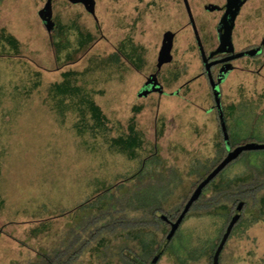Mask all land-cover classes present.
Masks as SVG:
<instances>
[{"label": "rangeland", "instance_id": "374dc122", "mask_svg": "<svg viewBox=\"0 0 264 264\" xmlns=\"http://www.w3.org/2000/svg\"><path fill=\"white\" fill-rule=\"evenodd\" d=\"M148 1L94 0L89 13L52 0L47 32L38 17L45 0H0V264L40 255L53 264H126V256L147 264L167 230L158 215L182 207L222 158L185 14L176 2ZM193 6L199 30L196 17L214 15L196 16ZM237 26L238 51L264 39V0L246 4ZM167 30L174 43L160 63ZM233 65L219 83L229 143L264 145V54ZM240 199L218 264H264V149L221 171L157 264H212Z\"/></svg>", "mask_w": 264, "mask_h": 264}, {"label": "flooded vegetation", "instance_id": "af4514ba", "mask_svg": "<svg viewBox=\"0 0 264 264\" xmlns=\"http://www.w3.org/2000/svg\"><path fill=\"white\" fill-rule=\"evenodd\" d=\"M170 1L176 2V4L181 6V10H182L181 14L182 15L183 13L185 14L186 19L184 23L185 26L183 27V29L185 27H188L191 30L194 48L196 50L197 58L201 62L202 67L204 66L202 63L201 53H203L204 57L207 59V63H215L209 69L210 74L215 82L219 81L220 83L221 81H223L225 76L230 71V69L234 68L233 63L236 59L225 61L231 56L237 53L258 49V48L260 49V53L254 57L257 56L260 57L264 54V39H260V42L258 44H253L244 47L239 51L235 48V43H236L235 40L237 33L236 30L238 29L237 20L241 18V13L243 12V8L246 6V4L251 3L252 0H201L200 2L201 4L198 3L200 4V8L196 7L195 4L197 1L195 2V0H170ZM191 1H193V5H194L193 8L195 11L194 13L196 16H197V11L200 12V9L202 12L206 14L214 15L213 18H211L212 20H208V21H201V19H199V16L196 17L198 18L197 24L199 25V30L196 28L195 20L193 19V14L190 8ZM148 2H151V0H149ZM80 5L81 7H83L82 4ZM94 7H95V2H94ZM209 8H212V10H209ZM256 9L257 8L253 9L252 11L256 12ZM168 31L169 30H167L161 38L162 40L159 47V56L161 61L168 59V56H170L171 54V51L169 50L168 47L169 45L173 46L174 43L175 33L170 32L168 33V35H166ZM226 34H228L229 36V41H227L225 37ZM169 38L172 39L171 42H169ZM249 58H253V57H249ZM202 74L206 75L205 69ZM146 82H148V89L150 91L151 90L153 91V89L157 87L156 85L152 87L149 84V82L154 83V80H152L149 77L146 79ZM239 203L243 204L242 206L243 209L245 203L243 201H239L238 203H236V206ZM235 208L232 216L235 214ZM242 209L240 212V217H241ZM162 217L163 216L161 214L158 215V218H160L166 225L170 226L171 221L167 219L163 220ZM185 218H186V214L183 220H185ZM188 261H192V260L188 258ZM179 262L180 264H186V261H182V262L179 261Z\"/></svg>", "mask_w": 264, "mask_h": 264}, {"label": "water", "instance_id": "95a60500", "mask_svg": "<svg viewBox=\"0 0 264 264\" xmlns=\"http://www.w3.org/2000/svg\"><path fill=\"white\" fill-rule=\"evenodd\" d=\"M68 1H70L71 3H80L83 5L84 9L87 12L93 13V10H94V1L93 0H68ZM51 2H52V0H45L43 7L38 11V17H39L42 25L44 26V28L46 29L47 32H50V28H51V23H50L51 22ZM209 10H212V8H209ZM225 37H226L227 41H229L228 34H226ZM197 41H198V39H197ZM168 51H167V54H168ZM259 53H260L259 48L253 49V50L237 53L225 61L238 59V58H241L244 56L254 57V56L258 55ZM201 55H202V63H203V66H204V69H205V72H206V75H207V78L209 81L210 89L212 92L214 107L216 108V111L218 114V120H219V126H220V130H221V134H222V140H223L224 148H225L227 154L222 159V161L204 178L203 181H201L199 183V185L196 187V189L192 192V194L190 195L189 199L185 203V205H184L181 213L179 214L178 218L176 219V221L172 222V223L170 222V229H169L167 235L165 236V238L162 241L159 249L157 250L156 254L154 255V257L152 258V260L150 261L149 264H156L160 254L162 253V251L164 250V248L166 247V245L168 244V242L172 238L173 234L176 232L178 226L180 225L182 219L184 218L185 214L187 213V211L189 210L191 205L199 197L202 189L212 179H214L217 176V174L219 172H221L229 163H231V161H233L235 158H237L239 156V154H241L242 152L264 149V145H257V144H246V145H242V146L236 147L234 149H231L230 143H229V137H228V133H227L226 125H225V120H224V116H223L222 108H221V102H220L221 93H220V89H219V81L215 82L214 79L212 78L211 74H210V71H209L210 67L212 65H214L215 63H207V59L204 57L203 53H201ZM168 59H169V56H168ZM168 59L163 60V61H161L159 59V61H160V63H164V62H167ZM149 84L152 85L151 82H149ZM147 85H148V82H147ZM155 90L159 91V88L155 87ZM242 206H243L242 203H239L236 206L235 214L230 219V221H229V223L225 229V232L222 235V238H221L220 242L218 243V245H217V247L213 253L212 264H218L219 254L222 251L224 244L226 243V240L228 239V237L231 233V230L233 229L234 225L238 222V220L240 218V212H241ZM162 218H163V220H166V218L164 216Z\"/></svg>", "mask_w": 264, "mask_h": 264}, {"label": "trees", "instance_id": "16d2710c", "mask_svg": "<svg viewBox=\"0 0 264 264\" xmlns=\"http://www.w3.org/2000/svg\"><path fill=\"white\" fill-rule=\"evenodd\" d=\"M230 147H231V149H234V147H232L231 145H230ZM226 154H227V152H226V150L223 148V156H222V158L221 159H219L218 161H216V163L212 166V168L210 169V170H208L205 174H203L201 177H200V179L198 180V182H197V184H195L194 185V188H193V190H192V192L196 189V187L199 185V183L201 182V181H203L204 180V178L222 161V159L226 156ZM221 172H219L218 174H217V176H219V174H220ZM216 176V177H217ZM215 177V178H216ZM214 178V179H215ZM214 179H212L203 189H202V191H201V193H200V195H199V197L197 198V200L203 195V193H204V191L206 190V188L209 186V185H211V184H213V180ZM192 194V193H191ZM190 194V195H191ZM217 194H219V193H217ZM190 197V196H189ZM187 200L188 199H186L185 200V203L187 202ZM239 201H241V199L239 200ZM239 201H237L236 203H238ZM244 202V201H243ZM185 203H184V205H185ZM184 205H182V207H180L179 209H177L176 211H174L173 213H171V214H166V215H163L167 220H169V221H171V222H175L176 221V219L178 218V216H179V214L181 213V211H182V209H183V207H184ZM193 205V204H192ZM191 205V206H192ZM235 206H236V204L234 205V207L233 208H235ZM190 209H191V207H190ZM157 210H159V209H157ZM189 211L190 210H188V212L187 213H189ZM234 211V210H233ZM187 213H186V216H187ZM232 214H233V212H232ZM154 216V215H153ZM232 216V215H231ZM231 216H230V218H231ZM183 220V219H182ZM230 220V219H229ZM158 221L163 225V226H166L167 227V230H166V232H165V236L167 235V233H168V231H169V229H170V226L169 225H166L160 218H158ZM184 221V220H183ZM183 221H181V223L180 224H182L183 223ZM239 221V220H238ZM180 226V225H179ZM179 226H178V228H179ZM178 228H177V230H178ZM176 230V231H177ZM176 233V232H175ZM175 233L173 234V236H172V238L170 239V241L168 242V244L166 245V247L164 248V250L162 251V253L160 254V256H159V258L167 251V249H168V247H169V243L171 242V240L173 239V237H174V235H175ZM165 238V237H164ZM137 240H140V239H137ZM161 243H162V241H161ZM161 243H159L158 244V246L155 248V251H154V253H153V256H151L150 257V259H149V261L147 262V264H149L150 263V261L152 260V258L154 257V255L156 254V252H157V250L159 249V247H160V245H161ZM217 245H218V243L216 244V247H217ZM216 247L214 248V250H213V252L215 251V249H216ZM125 258V261H126V264H133L132 263V259H131V257H124ZM159 258H158V260H159ZM64 260V259H63ZM158 260H157V262H158ZM157 262H156V264H157ZM34 264H53V261L51 260V258L50 257H48L47 255H40V260H39V262L37 261V262H34Z\"/></svg>", "mask_w": 264, "mask_h": 264}, {"label": "crops", "instance_id": "0c3cea01", "mask_svg": "<svg viewBox=\"0 0 264 264\" xmlns=\"http://www.w3.org/2000/svg\"><path fill=\"white\" fill-rule=\"evenodd\" d=\"M78 4H80V3H78ZM83 6V5H82ZM84 8V7H83Z\"/></svg>", "mask_w": 264, "mask_h": 264}]
</instances>
